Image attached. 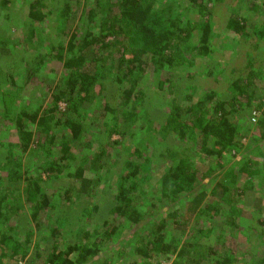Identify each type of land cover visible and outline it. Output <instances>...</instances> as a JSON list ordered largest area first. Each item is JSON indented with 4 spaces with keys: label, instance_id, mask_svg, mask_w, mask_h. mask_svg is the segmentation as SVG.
<instances>
[{
    "label": "trees",
    "instance_id": "16d2710c",
    "mask_svg": "<svg viewBox=\"0 0 264 264\" xmlns=\"http://www.w3.org/2000/svg\"><path fill=\"white\" fill-rule=\"evenodd\" d=\"M263 99L264 0H0V264H264Z\"/></svg>",
    "mask_w": 264,
    "mask_h": 264
},
{
    "label": "rangeland",
    "instance_id": "374dc122",
    "mask_svg": "<svg viewBox=\"0 0 264 264\" xmlns=\"http://www.w3.org/2000/svg\"><path fill=\"white\" fill-rule=\"evenodd\" d=\"M225 84H227V83H225ZM258 89H259V88H258ZM258 89H257V93L260 95V94L262 93V91H261V89H260V90H258ZM263 100H264V99H263ZM65 105H66V104H65L64 102H61V103H60V106H61L62 109H64ZM263 111H264V108H263V110L260 111V116H261V114H262ZM258 117H259V115L256 116V119H258ZM114 138H115V137H114ZM54 185H55V186H58L59 183L57 182V183H55ZM238 206H239V205H238ZM242 206H243V207H246L244 204H242ZM246 209L250 210L251 208L248 207V208H246ZM188 232H189V231H188ZM188 232H187V234H188ZM129 234L131 235V234H132V231L129 230ZM238 240H239V239H238ZM233 243H234L233 247H234V246L237 247L236 240H234ZM243 246H244V245H243ZM243 246H242V247H243ZM245 247H247V246L245 245ZM121 249H123V248H119V250H121ZM127 250H128V249H127ZM128 252H132V249L129 248Z\"/></svg>",
    "mask_w": 264,
    "mask_h": 264
}]
</instances>
